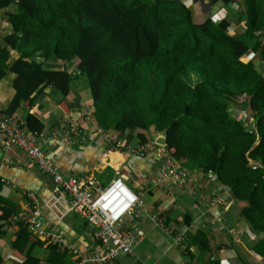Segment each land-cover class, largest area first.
Here are the masks:
<instances>
[{
  "label": "trees",
  "instance_id": "16d2710c",
  "mask_svg": "<svg viewBox=\"0 0 264 264\" xmlns=\"http://www.w3.org/2000/svg\"><path fill=\"white\" fill-rule=\"evenodd\" d=\"M242 4L244 26L229 33L225 18L196 21L192 7L179 0H0L6 24L0 78L14 75L4 111L24 105L20 128L38 134L35 96L48 87L65 101L80 77L94 123L116 133L118 150L137 149L162 134L166 151L186 173L211 174L242 203L239 216L258 235L251 250L264 258V0ZM58 61L74 67L67 72ZM62 123L56 124L61 133ZM72 139L73 145L86 141ZM103 172L113 174L109 167ZM17 224L14 250L29 233ZM203 238L197 230L191 241L205 247ZM45 247L46 263L67 258L64 249ZM23 263L37 264V258L27 251Z\"/></svg>",
  "mask_w": 264,
  "mask_h": 264
},
{
  "label": "crops",
  "instance_id": "0c3cea01",
  "mask_svg": "<svg viewBox=\"0 0 264 264\" xmlns=\"http://www.w3.org/2000/svg\"><path fill=\"white\" fill-rule=\"evenodd\" d=\"M179 1L192 7L196 21L225 18L231 24L229 33L244 26L240 15L242 0L227 3L221 0ZM260 33L264 37V25ZM11 55L16 53L11 51ZM70 66L73 68L74 63ZM13 76L9 72L0 78V109L4 110L14 95L10 84ZM70 86L65 101L57 99V94L50 93L48 87L42 89L35 96L31 109L42 123L38 133L41 147L61 175L92 178L104 186L117 171L126 183L129 179L134 181L133 184L129 181L127 185L142 205L140 216L133 221L142 236L133 247L134 255L118 256L116 264H242V261L243 264H264V258L251 250L258 235L251 232L239 216L240 201L219 187L210 175L204 176L198 171L187 172L181 187L167 179L154 182L158 169L154 153L138 156L110 148L94 129V124L75 113H79L83 106L91 108L85 83L77 77ZM26 111L27 108L20 105L11 115L16 120H23ZM70 112H73L72 115ZM61 121L80 123L86 132L85 143L66 144L64 133L56 128ZM109 135L116 137L115 132H109ZM105 167L112 170L109 178L103 172ZM45 178L19 147L13 144L0 146V264H24L27 251L37 258V264H49L45 262L47 243L32 246L31 242L36 237L31 233L26 240L19 239L18 249L14 250L12 246L18 229V220L14 215L24 206L27 191L34 192L38 197L44 227L60 231L79 251L87 252L96 247L87 224L76 213L62 211L64 202L57 205L61 213L49 206L50 191ZM217 198L218 202H211ZM122 223L123 227H127L132 221L126 216L122 218ZM197 230L204 233L205 247L191 241ZM177 235L184 236L179 245L172 241ZM66 257L63 263L56 264H74L69 254Z\"/></svg>",
  "mask_w": 264,
  "mask_h": 264
},
{
  "label": "built area",
  "instance_id": "2783aa9c",
  "mask_svg": "<svg viewBox=\"0 0 264 264\" xmlns=\"http://www.w3.org/2000/svg\"><path fill=\"white\" fill-rule=\"evenodd\" d=\"M58 65L67 72L72 70L68 68L69 64L65 66L63 61H58ZM79 116L85 121H91L94 129L102 135L109 147L118 150L120 144L115 143V137L102 132L94 123L91 110L87 106H83ZM21 124V120L14 119L11 114L0 109V146L13 144L19 147L42 174L51 178L54 187L49 192V206L61 213L57 205L64 202L62 211L76 213L87 224L96 247L87 252L79 251L60 231L44 227L41 221L40 203L34 192H26L24 206L14 215L16 220L21 222L36 239L64 249L73 258L74 264H116L115 259L118 256H133V247L142 236L133 221L140 216L142 205L122 176L115 171L109 182L100 187L92 178L61 175L53 160L43 151L39 134L21 129ZM62 125L66 127L63 132V140L66 144H72V137L75 136L78 137V142L85 141L86 132L80 123L72 121L60 124ZM146 148H154L153 152L158 163L157 174L153 181L159 183L167 179L181 187L186 180L185 170L168 154L164 145L153 141V136L145 145L137 149L128 148L127 153L141 155ZM207 175L212 177L211 174ZM218 201L217 198L211 202ZM126 216L132 223L123 227L122 218ZM183 239L184 236L177 235L172 241L173 244L178 245Z\"/></svg>",
  "mask_w": 264,
  "mask_h": 264
},
{
  "label": "water",
  "instance_id": "95a60500",
  "mask_svg": "<svg viewBox=\"0 0 264 264\" xmlns=\"http://www.w3.org/2000/svg\"><path fill=\"white\" fill-rule=\"evenodd\" d=\"M1 28H2V21H1V9H0V33H1ZM73 112H70L69 114L72 115ZM76 115L78 116L79 113L78 112H75ZM153 141L157 144H160V145H164L165 146V139H164V136L160 133L158 134H155L153 136ZM45 181L48 183V188H49V191H51L54 187V183L52 182L51 178L46 176L45 178Z\"/></svg>",
  "mask_w": 264,
  "mask_h": 264
},
{
  "label": "rangeland",
  "instance_id": "374dc122",
  "mask_svg": "<svg viewBox=\"0 0 264 264\" xmlns=\"http://www.w3.org/2000/svg\"><path fill=\"white\" fill-rule=\"evenodd\" d=\"M4 24L2 23V26H3ZM1 31H2V28H1ZM64 65H65V63H64ZM68 68H71V66L70 65H68ZM80 78V77H79ZM81 79V78H80ZM82 80V79H81ZM238 100H240V98L238 99ZM227 112L229 113V115H232V113L234 114L235 112L233 111V107L231 106V105H228V107H227ZM129 181H131V183L133 184L134 183V181L133 180H131V179H129ZM129 181H127V183H129Z\"/></svg>",
  "mask_w": 264,
  "mask_h": 264
}]
</instances>
